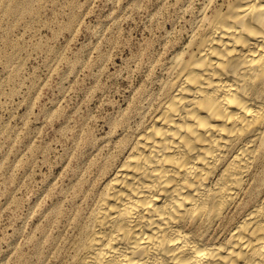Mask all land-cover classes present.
Wrapping results in <instances>:
<instances>
[{
  "label": "rangeland",
  "instance_id": "obj_1",
  "mask_svg": "<svg viewBox=\"0 0 264 264\" xmlns=\"http://www.w3.org/2000/svg\"><path fill=\"white\" fill-rule=\"evenodd\" d=\"M204 2L0 0V264L69 263Z\"/></svg>",
  "mask_w": 264,
  "mask_h": 264
},
{
  "label": "bare ground",
  "instance_id": "obj_2",
  "mask_svg": "<svg viewBox=\"0 0 264 264\" xmlns=\"http://www.w3.org/2000/svg\"><path fill=\"white\" fill-rule=\"evenodd\" d=\"M163 71L68 264H264V0H205Z\"/></svg>",
  "mask_w": 264,
  "mask_h": 264
}]
</instances>
